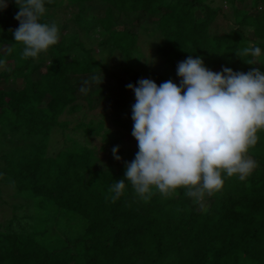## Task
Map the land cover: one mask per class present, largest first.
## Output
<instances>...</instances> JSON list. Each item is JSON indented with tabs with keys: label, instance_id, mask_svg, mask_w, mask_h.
I'll return each mask as SVG.
<instances>
[{
	"label": "trees",
	"instance_id": "trees-1",
	"mask_svg": "<svg viewBox=\"0 0 264 264\" xmlns=\"http://www.w3.org/2000/svg\"><path fill=\"white\" fill-rule=\"evenodd\" d=\"M45 7L41 22L56 23L60 40L36 59L23 58L12 35L15 0L0 12V197L14 198L11 214L0 217V264H264V131L248 152L257 167L244 179L225 177L203 199L209 206L182 190L147 200L131 184L115 200L109 191L138 151L135 95L126 86L179 84L177 65L189 56L212 71H264V57L245 52L264 50V0H46ZM71 8L70 18L58 15ZM219 17L229 29L213 30ZM142 33L151 35L150 53ZM98 34L108 59L93 48ZM93 74L103 84L82 94ZM56 132L63 146H53Z\"/></svg>",
	"mask_w": 264,
	"mask_h": 264
},
{
	"label": "clouds",
	"instance_id": "clouds-1",
	"mask_svg": "<svg viewBox=\"0 0 264 264\" xmlns=\"http://www.w3.org/2000/svg\"><path fill=\"white\" fill-rule=\"evenodd\" d=\"M45 3L15 0L19 27L12 35L15 43L23 45V58H39L60 40L56 23L41 22ZM7 7L8 0H0V12ZM245 52L264 57L259 46ZM176 74L179 84L168 80L158 86L151 79H140L126 86L135 95L131 135L138 151L131 162H125V179L110 187L113 200L131 184L143 200L155 192L168 197L182 190L200 204L206 195L222 189L225 177L244 179L257 167L248 152L264 131V71L244 73L223 67L214 72L203 58L189 56L178 63ZM103 79L93 74L80 92L87 94L94 84L100 87ZM118 151V146L112 149L114 159L120 161Z\"/></svg>",
	"mask_w": 264,
	"mask_h": 264
},
{
	"label": "rangeland",
	"instance_id": "rangeland-1",
	"mask_svg": "<svg viewBox=\"0 0 264 264\" xmlns=\"http://www.w3.org/2000/svg\"><path fill=\"white\" fill-rule=\"evenodd\" d=\"M240 6H242V8H249L250 7V4L249 3H245L244 5L243 4H239ZM260 9V8H259ZM75 12H77V8L73 9L71 8L70 11H67L66 9H63L62 11H59L58 10V15L60 17H62L63 19H68L70 18L71 16L75 15ZM203 13V12H202ZM104 14L101 13V16H103ZM229 17V16H228ZM106 16H103L102 19H105ZM101 21V20H100ZM229 26H231V21L228 20V18H223V17H219L218 18V21H216V23L213 25V30H217V31H222V30H225L226 28L229 29ZM66 31H64L65 33ZM149 33V32H148ZM151 33V31H150ZM149 33V34H150ZM150 36L151 35H145V34H141V40L144 42V45L146 46V49H147V52L150 53V51L152 50V47H150V45H146L147 41L150 40ZM101 35H97L96 36V39H95V43L93 44V48L95 49L96 53H97V57L99 59H103V58H106L108 59V57L111 55V52L112 51H109L108 49H103V47L99 46L97 44V42L101 39ZM5 51V47L2 48V52ZM120 58V54L119 53H114V55L109 58V61L111 62V64H109V67H108V72H104V71H100L101 75H102V78L103 77H109L111 76V71H113L112 69V64H114V62ZM151 59H154V57L152 56ZM214 72H219V69H215L213 70ZM21 79L18 80V83L21 84ZM2 85L5 87V88H11V87H15V84H13L12 82H6V81H1ZM103 84V82H102ZM101 84V85H102ZM100 85V86H101ZM95 88L96 86H99V84H94ZM93 91V88L91 87V90L89 92ZM73 125H75L74 123L70 125V127H73ZM80 133L78 131L72 133V136H76V137H79ZM7 138H9V136H7ZM64 137L60 134V132H56L55 136L53 137V140H52V144L53 146H63L64 144ZM7 142V141H4V143ZM3 146L0 144V147ZM5 147V146H4ZM208 195H206L205 197H207ZM13 198V196H9L8 194L6 195H2V197H0V217H2L3 215H10L11 212H12V209L8 206V203L12 204L13 201H10L11 199ZM14 199V198H13ZM211 202V199L207 198L206 201H202V204L204 205H201V206H205V205H208L210 204ZM4 208V209H3Z\"/></svg>",
	"mask_w": 264,
	"mask_h": 264
}]
</instances>
